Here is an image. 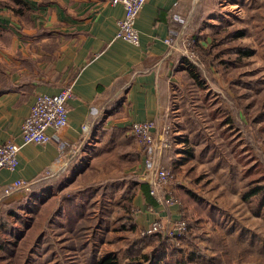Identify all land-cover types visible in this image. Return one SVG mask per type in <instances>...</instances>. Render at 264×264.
I'll use <instances>...</instances> for the list:
<instances>
[{"label": "crops", "instance_id": "0c3cea01", "mask_svg": "<svg viewBox=\"0 0 264 264\" xmlns=\"http://www.w3.org/2000/svg\"><path fill=\"white\" fill-rule=\"evenodd\" d=\"M194 1L148 0L136 23L139 44H134L116 38L124 8L110 0H0V144L21 140L22 124L38 93L57 94L70 86L69 122L60 136L66 150L76 149L68 165L54 171L58 144L28 143L19 152L15 171L0 169V251L25 252L22 244L31 247L45 234L40 224L45 214H50L53 228L75 212L70 202L87 208L89 187L78 183L83 178L102 180L106 173L122 171L134 175L133 201L140 207L135 223L146 228L158 213H165L157 204L152 213L141 211L145 203L152 204L143 184L150 192L153 153L184 180L178 187L191 188L182 176L196 174L201 155L219 170V157L212 160L218 148L210 142L212 121L208 119L210 128L202 121L186 123L180 103L181 90L197 81L196 71L181 60L176 46ZM147 120L156 123L158 137L165 124L172 125L171 148L152 153L139 145L130 125ZM18 179L31 182L30 190L6 194ZM107 180L108 188L114 183L112 191L101 193L108 195L101 209L96 210L98 201L90 199L96 203L86 210L92 213L89 217L106 219L105 210L121 202L123 179L120 183L116 174ZM204 180L200 174L193 178L206 185ZM78 190L83 196L75 199ZM179 214L174 205L166 207L162 217L177 219Z\"/></svg>", "mask_w": 264, "mask_h": 264}, {"label": "rangeland", "instance_id": "374dc122", "mask_svg": "<svg viewBox=\"0 0 264 264\" xmlns=\"http://www.w3.org/2000/svg\"><path fill=\"white\" fill-rule=\"evenodd\" d=\"M190 13L186 18V27L178 37L177 51L181 60L186 65L192 66L198 76L195 85L188 82L190 87L181 90L180 103L183 106L186 123L196 121L198 124L202 121L208 128L213 126L211 136L214 137L209 141L218 148L212 160L218 156L220 168L215 171L213 169L215 164L207 165L206 161H203L205 156L201 155L200 160L198 156L201 162L196 174L192 172L188 178L182 177L187 179L186 184H191V189L209 198L210 203L221 211L220 219L224 221V227L214 228L211 221H205L199 223V229L209 236L223 237V242L228 246L237 242L236 235L242 232L258 238L259 242L264 244V214H254L242 197V192L248 184V178L243 174L244 167L249 166L247 162L254 158L253 154L264 155V141L261 140L264 138V132L259 129L260 122L264 120V0H195ZM199 23H201L200 27ZM210 25H215L217 28L215 37H218V32L223 26L225 31L240 30L241 36L235 38L234 42L247 44L251 47L252 54H243L236 62H228L230 53L219 52L228 44L221 43L214 45L212 55L215 64L207 65L197 42L208 47L215 41L216 38L209 30ZM197 34H200V40L196 42L194 37ZM208 119L212 121L210 127ZM166 125L172 126L171 124L164 126ZM138 143L144 147L139 140ZM206 143L208 144V141ZM204 144L202 143L201 147ZM141 155L139 150L138 160H141ZM159 163H162L161 160ZM253 163L255 164L256 160L251 164ZM165 166L170 168L169 165ZM170 170L174 174V181L167 185L162 194L166 198L173 194L178 201L172 205L158 202L145 203L141 211L145 208L152 213V210H157L156 204L160 205L165 213L166 207L174 205L181 207L177 187L184 180H181L174 169L170 168ZM116 174L121 178L120 183L123 179L120 204L117 208L112 205L105 210L106 219L89 217L92 213L85 214V212L91 211L96 203L90 202V199L98 201L95 205L96 210L101 209L102 201L108 198L106 193L112 191L111 187L114 186V183L111 185L110 182L108 188L105 182L108 184V176ZM198 174L207 179L206 185L204 182H193V178ZM129 175V172L124 171L110 172L106 173L102 180L85 181L84 178L79 180V184L89 187L88 196L85 198L87 208L86 205H80L74 200L68 207L70 210L74 208L75 212L68 213L66 216L69 220L65 216L62 218L61 226L54 224L53 228L49 227L50 214H45L40 223L45 234L39 240H36L38 235L34 236L37 242H31V247H26L25 244L20 246L25 252L16 251L14 259L16 264H106L103 263V259L108 258L114 261L112 264H126L132 259L143 264H151L144 254L149 252L153 244L140 241L141 237L147 235L143 233V226L139 227L135 223L140 207L133 201V196L136 194L132 189L135 176ZM84 186L76 189H82ZM104 191L106 193L102 195ZM97 193H100V197L96 196ZM73 195L74 198L83 196L79 190L74 191ZM73 205L79 207L75 208ZM79 210L84 211L78 213ZM165 213L160 215L163 216ZM184 214L189 217L182 216L180 208L181 218H164L166 230L161 234L167 237V244L170 246H180L189 229L181 235V238H178L179 235L170 237L167 234L169 225L179 219H185L187 223L191 219L193 221L196 219L192 210L188 209ZM47 227L49 228L46 229ZM246 239L247 243L249 236ZM192 242L195 244H188L189 249H202L210 253V249H206V246L212 245L210 242L201 237ZM237 251L239 252L240 249ZM238 255L233 254L232 257L242 258L247 264H264V255L257 256L253 252Z\"/></svg>", "mask_w": 264, "mask_h": 264}, {"label": "built area", "instance_id": "2783aa9c", "mask_svg": "<svg viewBox=\"0 0 264 264\" xmlns=\"http://www.w3.org/2000/svg\"><path fill=\"white\" fill-rule=\"evenodd\" d=\"M114 5H122L124 15L117 21L118 29L116 38L125 41L139 44L140 34L137 28L138 16L148 0H110ZM171 43V39H167ZM177 46V45H176ZM73 97L72 88L64 87L57 94L38 93L31 105L30 112L25 118L21 127V140H7L0 144V169L6 168L10 171H15L19 163V152L21 148L28 143H49L55 142L58 144L59 157L54 163V171H60L68 165V162L73 159L76 149L66 150L65 145L60 136V131L64 129L69 122L68 100ZM156 123L152 120L134 122L130 125L131 133L139 140V142L152 153L160 152V148L169 149L172 147L171 133L173 128L170 125L163 126L157 136ZM89 125H85L87 130ZM52 129L53 132H50ZM159 145V146H158ZM154 168V174L150 180L151 196H154L156 202L175 204L178 200L171 194L168 198L162 193L168 184L174 181V174L169 167L159 163L156 156H151L149 160ZM31 182L23 179L15 180L11 187L6 189V194H10L18 190H30ZM153 209V208H152ZM154 212V210H152ZM159 214V213H158ZM156 215L149 225L143 229V233L153 234L166 230L164 218L159 214ZM188 223L185 219H179L169 225L167 234L170 237H175L186 231Z\"/></svg>", "mask_w": 264, "mask_h": 264}, {"label": "trees", "instance_id": "16d2710c", "mask_svg": "<svg viewBox=\"0 0 264 264\" xmlns=\"http://www.w3.org/2000/svg\"><path fill=\"white\" fill-rule=\"evenodd\" d=\"M198 25V21L196 23ZM199 23V27H200ZM225 26L222 30L218 32V37L216 36L217 28L215 25H210L209 30L215 41L212 42L208 47H205L200 42V34L195 35V40L199 49L201 50L202 56L206 64H215L214 56L212 55L214 45L217 44H228L227 47L219 50L221 54L225 52L230 53V59L228 62H236L243 54H252L251 47L247 44L235 43L234 39L241 36L240 30H229L225 31ZM235 56V57H232ZM219 62V61H218ZM227 62V60L225 61ZM198 76L197 72H194ZM264 116V113H263ZM260 131L264 132V120L260 122ZM264 141V138H261ZM253 159L247 162L248 167H244L243 174L248 178L247 187L244 188L242 192V197L246 201L247 206L250 210L256 214H264V155L253 154ZM240 158V157H239ZM254 160L256 163L251 164ZM246 165V166H247ZM148 186L143 184L144 196L152 200V203H157L154 196H150V192H146ZM178 199L181 204L182 216H187L184 214L188 209L195 212V220L191 219L188 222V230L186 237L182 239L183 243L180 246H170L167 243V237L162 235L160 232L148 234L146 237H141V243L151 242L153 246L148 253L144 254L146 259L150 260L151 264H247L243 262L242 258H233V254H244V253H254L258 255H264V244L259 242L258 238L249 235L248 233H240L236 235L237 242L228 246L223 242V237L217 236L212 237L207 235L200 228L199 223H204L205 221H211L214 224V228L222 226L224 227V221L220 219L221 212L218 207L210 203L205 199L199 192L191 188L178 187ZM151 190V186H150ZM72 201V199H71ZM71 203V202H70ZM73 207L78 208V205H73ZM184 212V213H183ZM69 220V217L66 216ZM185 217V218H186ZM189 221V220H188ZM193 221V222H192ZM226 225V224H225ZM227 227V226H226ZM195 232V233H194ZM229 232V231H228ZM249 236V241L246 243V237ZM201 237L203 240L210 242L211 246H206V249H210L209 252H204L202 249L191 250L187 245L195 244L192 240ZM181 238V237H178ZM246 243V244H245ZM240 249L238 252L237 250ZM14 251H2L0 252V264H16ZM239 256V255H238ZM108 259H103V263L112 264L114 261ZM126 264H143L138 260L132 259Z\"/></svg>", "mask_w": 264, "mask_h": 264}]
</instances>
